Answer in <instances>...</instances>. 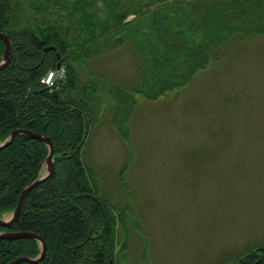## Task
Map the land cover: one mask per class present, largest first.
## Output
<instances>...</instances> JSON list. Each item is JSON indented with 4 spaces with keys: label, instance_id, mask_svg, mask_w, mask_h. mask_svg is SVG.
Masks as SVG:
<instances>
[{
    "label": "trees",
    "instance_id": "obj_1",
    "mask_svg": "<svg viewBox=\"0 0 264 264\" xmlns=\"http://www.w3.org/2000/svg\"><path fill=\"white\" fill-rule=\"evenodd\" d=\"M97 1L0 0V33L8 36L12 53L10 64L0 71V143L13 131L24 129L51 137L55 147L54 176L27 195L19 218L10 227L0 226V232L42 236L47 253L38 264H117L126 248L123 244L117 249V225L124 224L122 211L99 198L82 161L90 124L101 118L103 99L95 81L82 82L76 64L134 40L145 66L142 82L130 89L110 87L116 103L112 123L128 141L130 118L139 97L158 100L187 84L191 75L206 66L202 60L189 59L205 54L203 48L198 51L202 45L194 44L192 36H204L206 31H200L205 28L200 25L212 21L219 30L216 39L206 40V51L236 35L264 36L260 29L264 0H128L127 4L125 0H103L110 14L104 24L99 23L104 21L98 15ZM166 12L173 17H164ZM130 15L134 19L127 21ZM146 17L148 25L133 24ZM178 17L192 21L179 29ZM51 46L56 51L45 53ZM5 49L0 39V62ZM58 55L67 80L59 89L50 90L41 79L57 68ZM182 64L189 68L188 74L171 83L165 69L175 65L181 71ZM48 153L44 143L27 135L17 136L0 151L1 217L16 209L22 191L39 178ZM40 253L41 245L35 240H0V264L19 257L34 259ZM222 264H264V245Z\"/></svg>",
    "mask_w": 264,
    "mask_h": 264
},
{
    "label": "rangeland",
    "instance_id": "obj_2",
    "mask_svg": "<svg viewBox=\"0 0 264 264\" xmlns=\"http://www.w3.org/2000/svg\"><path fill=\"white\" fill-rule=\"evenodd\" d=\"M97 2L104 24L108 7ZM178 19L179 29L192 21ZM207 24L200 25L204 36L192 35L205 54L189 57L206 66L158 100L139 97L128 141L112 123L110 87L142 82L145 66L134 40L76 64L82 82L95 81L103 99L82 161L99 198L122 211L117 249L126 248L117 264H222L264 245V36L236 35L206 51V40L219 31ZM181 68L165 69L171 83L188 74L185 64ZM44 173L45 165L39 177Z\"/></svg>",
    "mask_w": 264,
    "mask_h": 264
},
{
    "label": "water",
    "instance_id": "obj_3",
    "mask_svg": "<svg viewBox=\"0 0 264 264\" xmlns=\"http://www.w3.org/2000/svg\"><path fill=\"white\" fill-rule=\"evenodd\" d=\"M0 39L3 40L6 45L4 56L0 62V71H2L10 64L12 60V53H11V43L8 36L3 33H0ZM50 50L56 51V48L52 46L47 47L44 49V52L46 53ZM57 59H58L57 69H59L61 67L59 55L57 56ZM19 135H27L34 140L44 143L48 147L49 153L41 165V168L43 165L46 166V173H44L41 177L37 178L35 181L29 183L26 186V188L22 191L19 197V201L16 209L11 213L8 219H4L3 217L0 216V226L2 228L10 227L19 218L27 195L32 190H34L41 184L45 183L48 179L53 177L56 170L54 164L55 147L51 137L46 136L44 134H35L32 131L24 130V129L13 131L4 142L0 143V151L9 147L14 142L15 138ZM21 239H31L37 241L41 245V253L38 257L34 259L29 257H19L16 260L12 261L10 264H21V263L38 264L46 257L47 243L42 236L29 232H0V240H21Z\"/></svg>",
    "mask_w": 264,
    "mask_h": 264
},
{
    "label": "built area",
    "instance_id": "obj_4",
    "mask_svg": "<svg viewBox=\"0 0 264 264\" xmlns=\"http://www.w3.org/2000/svg\"><path fill=\"white\" fill-rule=\"evenodd\" d=\"M65 71L66 69L64 67L50 71L41 79V84L50 90L59 89L62 82H65L67 79Z\"/></svg>",
    "mask_w": 264,
    "mask_h": 264
}]
</instances>
